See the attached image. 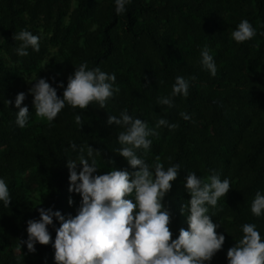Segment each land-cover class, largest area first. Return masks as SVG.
I'll use <instances>...</instances> for the list:
<instances>
[{"label": "trees", "instance_id": "1", "mask_svg": "<svg viewBox=\"0 0 264 264\" xmlns=\"http://www.w3.org/2000/svg\"><path fill=\"white\" fill-rule=\"evenodd\" d=\"M126 9L117 15L115 0H0V178L12 200L9 207L0 201V264H56L55 217L49 245L37 243L30 253L20 240H27V221L39 219L37 207H51L66 219L76 215L81 197L68 191L66 164L79 161L70 143L101 151L94 175L134 171L116 153L122 129L107 124L109 115L119 117L125 109L150 128L160 118L179 125L175 131L157 129L147 155L138 152L149 165L159 156L165 169L181 166L164 201L173 238L188 227L187 211L180 212L190 199L186 176L195 172L206 179L215 170L230 180L231 190L218 201L222 211L210 207L225 243L205 264H228L227 250L243 237L245 223L255 224L264 239V215L251 212L256 192L264 194V0H131ZM245 19L257 34L237 43L231 33ZM21 30L40 37L39 52L16 54L13 35ZM205 45L217 66L215 77L200 62ZM85 62L89 70L115 74L119 93L104 109L66 105L51 123L38 117L29 93L35 81L46 79L63 98L68 77ZM178 76L189 81L188 96L174 97L171 108L158 104L159 97L171 95ZM20 92L26 94L21 107L30 113L24 128L16 124ZM77 114L83 125L75 123Z\"/></svg>", "mask_w": 264, "mask_h": 264}, {"label": "clouds", "instance_id": "2", "mask_svg": "<svg viewBox=\"0 0 264 264\" xmlns=\"http://www.w3.org/2000/svg\"><path fill=\"white\" fill-rule=\"evenodd\" d=\"M131 0H115V12L120 15L126 12V5ZM256 30L248 20H242L236 30L231 33L232 39L243 43L256 36ZM18 41L16 54L20 57L29 55L28 49L40 51V37L28 30H21L13 35ZM201 64L212 77L217 75V66L207 45L200 52ZM191 79H195L192 77ZM115 74L101 71L99 67L88 69L87 63L76 68L68 77L63 98L57 95V89L46 79L40 78L29 89L34 97L35 114L51 123L66 105L73 109L86 110L92 104L104 109L108 101L118 94L119 87H114ZM64 87L63 83L58 85ZM189 81L182 76L175 79L170 96L157 99L160 105L168 108L174 106L173 98L187 97ZM26 94L20 92L15 98L16 124L20 128L27 126L29 109L21 107ZM8 104L12 101L8 100ZM180 116L185 120L191 117L185 112ZM75 123L83 125L82 116L75 115ZM108 125H116L122 130L118 134L120 148L116 153L123 157L134 171L127 169L98 172L96 157L101 151L87 146L70 143V148L78 152V161L67 160L69 171V193L79 194L80 206L75 216L67 219L60 211L37 207L39 219L27 221L28 252L35 253V245L47 246L52 243L49 226H54L55 217L60 222L56 228L54 260L56 264H205L222 250L225 235L217 231L218 225L213 222L215 213L209 214L210 207L217 211L218 201L227 196L231 190V182L221 180L215 170L206 178L195 172H189L184 185L190 195L188 204L180 208L182 215L187 211V229L181 227L179 234L173 238L171 230L172 214L165 204V197L171 191L173 182L177 180L181 166L171 164L165 169L159 156L149 165L138 152L143 150L147 155L152 140L159 137L157 129L166 127L175 131L179 125L169 123L160 118L154 127L146 121L134 118L125 109L120 116L109 115ZM171 161V157L167 158ZM108 163H114L109 160ZM78 166H81L78 171ZM0 201L9 207L12 200L8 185L0 178ZM69 205L73 204L71 197ZM40 206V205H39ZM251 212L255 217L264 215V194L257 191L251 203ZM243 237L227 250L228 264H264V239L256 225H242Z\"/></svg>", "mask_w": 264, "mask_h": 264}, {"label": "rangeland", "instance_id": "3", "mask_svg": "<svg viewBox=\"0 0 264 264\" xmlns=\"http://www.w3.org/2000/svg\"><path fill=\"white\" fill-rule=\"evenodd\" d=\"M72 4H74V2Z\"/></svg>", "mask_w": 264, "mask_h": 264}]
</instances>
